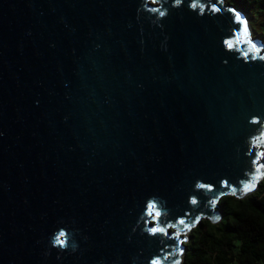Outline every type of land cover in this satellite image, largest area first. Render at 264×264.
I'll list each match as a JSON object with an SVG mask.
<instances>
[{
	"label": "water",
	"instance_id": "95a60500",
	"mask_svg": "<svg viewBox=\"0 0 264 264\" xmlns=\"http://www.w3.org/2000/svg\"><path fill=\"white\" fill-rule=\"evenodd\" d=\"M211 2L221 12L199 16L167 0L159 27L141 0H0V264H148L183 227L142 232L149 196L162 225L213 222L222 182L250 180L264 62L224 50L247 17ZM59 227L75 252L51 247Z\"/></svg>",
	"mask_w": 264,
	"mask_h": 264
},
{
	"label": "clouds",
	"instance_id": "9594fccd",
	"mask_svg": "<svg viewBox=\"0 0 264 264\" xmlns=\"http://www.w3.org/2000/svg\"><path fill=\"white\" fill-rule=\"evenodd\" d=\"M150 2L155 7L147 8V3ZM167 0H141V4L137 9V12H140L141 9L151 13L154 16L152 20L153 24H156L159 27H163L160 21L166 18L168 14V9L164 7V4ZM184 0H171V6L174 8H179L183 6ZM187 7L189 10L194 11L199 16H204L207 14L216 15L221 12L220 7L217 4L212 3L211 0H188ZM232 12H235L234 9H229ZM240 27L232 28L231 35H225L221 44L226 52L232 53L236 56L237 59L242 60L244 63L249 62H264V42L258 41L256 38L253 39V33L249 28L247 20L242 17L238 12H235V21ZM226 62V61H225ZM249 123L253 125H259V129L256 134H251L246 138L245 143L248 146V150H256L255 159H251V167H253L252 172L245 170V174L250 177L249 181H241L242 188L239 190L235 187H231L227 184V181H223V186L230 188V194L237 196L239 191L238 198H243L248 192L243 191L246 184L255 182V185L259 183L261 179H264V164L259 163L261 157H264V121L261 120L259 116L253 115L249 118ZM247 155V153H246ZM194 189L199 190L203 189L206 191H212L213 185L211 183H206L200 179H197L194 183ZM227 193H219L215 198L209 200V204L212 208H215L220 197L226 195ZM160 198L156 196H149L145 200V205L140 219L143 220L142 232H146L149 236H156L158 233L163 234L164 236L168 235L167 229L177 228V225H182V228H177V231L172 235L177 240V246L171 252L164 253L163 257L153 255L149 258L148 264H182L180 256L177 255L183 253V249L179 247L180 244L184 243V240H180L182 232L190 231L192 228H195L197 223L203 219V214L197 215L195 220L191 223L186 222L184 218H180L174 224L168 222L167 224L162 225L160 218L167 214V210L161 207ZM188 202L191 205H196L198 200L195 196H190ZM214 223L218 222L221 219V216L217 213L214 216L209 217ZM154 222V223H153ZM140 223V220L137 221V224ZM152 224V226H149ZM133 231H136L134 226ZM187 237L185 236V240ZM49 243L51 247L57 248L59 251L71 250L72 252L76 251L77 245L74 241H71L70 247V235L66 228L59 227L53 231L49 237ZM45 255H48L45 252ZM175 256V259H170V257ZM59 259V256L57 257Z\"/></svg>",
	"mask_w": 264,
	"mask_h": 264
},
{
	"label": "trees",
	"instance_id": "16d2710c",
	"mask_svg": "<svg viewBox=\"0 0 264 264\" xmlns=\"http://www.w3.org/2000/svg\"><path fill=\"white\" fill-rule=\"evenodd\" d=\"M252 1L254 7L264 5V0ZM233 7L247 17L245 9ZM217 209L218 222L203 218L187 231L182 264H264V179L242 199L220 197Z\"/></svg>",
	"mask_w": 264,
	"mask_h": 264
},
{
	"label": "rangeland",
	"instance_id": "374dc122",
	"mask_svg": "<svg viewBox=\"0 0 264 264\" xmlns=\"http://www.w3.org/2000/svg\"><path fill=\"white\" fill-rule=\"evenodd\" d=\"M225 4L235 6L237 8H242L246 10L247 20L249 23V28L253 33L254 38L260 39L264 42V5H258L254 7L252 0H222ZM187 233V232H186ZM179 256L181 254L178 253ZM181 258V257H180Z\"/></svg>",
	"mask_w": 264,
	"mask_h": 264
},
{
	"label": "snow or ice",
	"instance_id": "6c2138e0",
	"mask_svg": "<svg viewBox=\"0 0 264 264\" xmlns=\"http://www.w3.org/2000/svg\"><path fill=\"white\" fill-rule=\"evenodd\" d=\"M256 187V185H255V182L253 181L252 183H249V184H246L245 186H244V189H243V191H245V192H250L253 188H255Z\"/></svg>",
	"mask_w": 264,
	"mask_h": 264
}]
</instances>
